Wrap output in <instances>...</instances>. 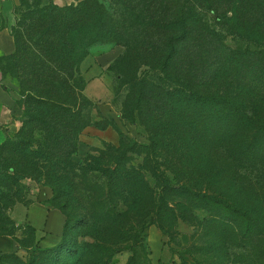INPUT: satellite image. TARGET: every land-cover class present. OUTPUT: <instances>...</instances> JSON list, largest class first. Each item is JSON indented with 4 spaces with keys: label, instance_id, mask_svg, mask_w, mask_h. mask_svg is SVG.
Here are the masks:
<instances>
[{
    "label": "trees",
    "instance_id": "trees-1",
    "mask_svg": "<svg viewBox=\"0 0 264 264\" xmlns=\"http://www.w3.org/2000/svg\"><path fill=\"white\" fill-rule=\"evenodd\" d=\"M18 27L8 61L28 121L0 148V236L28 259L0 251V264H112L124 251L136 264L150 225L169 232L197 210L264 257V0H26ZM97 43L124 47L111 66L126 89L122 113L139 118L149 144L104 143L78 162L93 104L80 66ZM211 56L216 66L201 72ZM25 177L44 179L65 215L54 246H38L36 228L9 215Z\"/></svg>",
    "mask_w": 264,
    "mask_h": 264
},
{
    "label": "rangeland",
    "instance_id": "rangeland-1",
    "mask_svg": "<svg viewBox=\"0 0 264 264\" xmlns=\"http://www.w3.org/2000/svg\"><path fill=\"white\" fill-rule=\"evenodd\" d=\"M49 1L29 0L32 6L37 7ZM54 1L63 5L78 0ZM7 5H9L7 8L4 4L0 5V148L14 139L20 131H26L24 126L28 121L25 114L26 103L21 93L23 87L8 61V57L16 50L14 33L22 32L18 25L26 14V0L25 3L16 0ZM230 39L227 40L229 45L232 43ZM123 51V46L114 43L94 44L80 66L81 74L86 81L84 94L93 104L88 108L90 123L80 132L77 152L71 156L74 161H83L92 149L102 148L104 143L115 146H119L122 141L149 144V133L139 118L131 121L122 113L126 89L116 86V75L111 66ZM206 62L201 72L208 73L217 64L213 56ZM143 71L144 68H141L140 73ZM34 125L36 141L44 142L43 123L36 122ZM32 148L37 149L36 144ZM142 161L143 155H135L136 164ZM145 175L148 181L155 185L150 173L145 172ZM19 188L24 201L16 203L9 211L16 224L19 223L21 226L26 224L28 206L26 203L29 205L38 203L50 211H57L51 218L50 226L60 232L65 215L50 201L53 192L44 179L25 177L21 180ZM1 196L0 187V205ZM193 214L196 217L194 220L179 219L169 232L161 230L154 224L150 225L145 232L148 254L138 253L136 264H264V257H258L259 251L255 245L246 240L238 244V240L235 241L232 234L209 225L208 212L197 210ZM50 233L52 234L50 236L55 237L53 232ZM16 234L22 237L21 231H17ZM17 253L23 260L28 259L25 251L17 250ZM130 255L129 251L121 252L114 257L112 264H126Z\"/></svg>",
    "mask_w": 264,
    "mask_h": 264
},
{
    "label": "crops",
    "instance_id": "crops-1",
    "mask_svg": "<svg viewBox=\"0 0 264 264\" xmlns=\"http://www.w3.org/2000/svg\"><path fill=\"white\" fill-rule=\"evenodd\" d=\"M12 1L16 0H3L0 5L4 4L7 8ZM34 1V0H31ZM26 219L25 222L31 224L36 228V238L38 246L42 248L51 247L56 245L61 240L62 230H53L51 225L52 216L57 211H50L42 204H30L26 206ZM65 222V218H64ZM63 222V225H64ZM19 224V223H18ZM63 229V227H62ZM50 232H53L55 237H52ZM18 250V243L11 236H0V251L13 252Z\"/></svg>",
    "mask_w": 264,
    "mask_h": 264
}]
</instances>
